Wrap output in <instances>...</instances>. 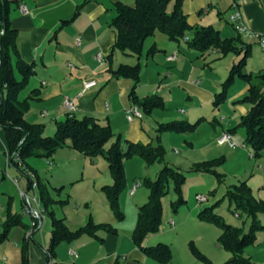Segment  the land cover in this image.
I'll return each mask as SVG.
<instances>
[{
  "label": "rangeland",
  "instance_id": "1",
  "mask_svg": "<svg viewBox=\"0 0 264 264\" xmlns=\"http://www.w3.org/2000/svg\"><path fill=\"white\" fill-rule=\"evenodd\" d=\"M215 18L216 20L221 18L215 25V28L222 29L221 38L233 36L225 17L222 15ZM157 35L166 39V36L159 32ZM151 41L149 38L145 41L144 51L151 46ZM180 46L191 55L190 60L194 67L191 76L188 70L182 67H179V71L183 72L174 71V62L165 63L163 54L158 53L149 59L148 65L143 58L140 59L143 77L139 86L152 82L159 85L164 82L165 88L159 89V93H164V108L152 111L151 116L143 115L141 125L146 139H136V142L143 145H161L163 159L148 163L134 156L123 162L125 181L118 198L119 209L123 215L122 221L113 213L104 190L115 183L104 156L92 158L69 148H61L49 159H28L32 162L35 160L43 162L37 169H45L44 176L47 177L36 176V180L43 179L41 182L46 186L51 199L44 215V223L47 222L51 232L53 215L56 218L67 216L63 219L65 224L75 230L92 221L94 224H109L124 235L127 226L136 215V203L144 204L150 195L148 182L156 181L165 167H171L178 169L185 180L183 183H176L171 175H168L167 179L163 178L166 187L159 198L162 207L161 225L155 233L162 235L157 236L158 240L153 246L165 244L169 247L171 261L168 264H224L231 258V254L218 243L220 229L201 220L200 213L206 208H212L225 223L236 227L243 226V222L246 225L248 219L231 205L228 196V192L241 182H245L253 191L252 197L255 200L264 203V150L263 154L251 157L249 150L251 152L252 150L245 144V131L243 128H237L244 114L242 110L249 109L247 103L241 102L245 96L241 92L247 83L241 78H235L227 90L226 100L219 105L214 104L215 95L222 91V85L228 79L234 65L242 59V54L230 53L222 57L218 52L208 51L201 56L197 50L188 48L184 39L180 41ZM250 49L251 54L246 59L243 72L250 74L251 81L255 84L260 80L259 75L264 76V51L257 44H253ZM125 57L122 52L116 51L115 64L124 60L129 62V65L137 63L136 56H129L131 58L127 59ZM178 59H183V55H178ZM182 73L185 76V83L200 82L197 89L208 91L212 98L208 100L179 83ZM156 88L158 90V87ZM148 90L149 88L145 87L139 93ZM185 118L189 119L191 124L199 118L204 119L193 132L158 131L160 123L187 121ZM105 121L104 118L102 122ZM227 128L234 132L233 142L236 145L234 148L219 144L222 132ZM126 130V121H120L117 127H113L115 137L112 140L120 137V143L126 146ZM54 133V129L51 131L46 129L44 136L51 137ZM205 161H213L210 162L209 171L193 170L195 164ZM136 183L140 185L135 193L131 194L130 190ZM198 196H203L207 200L199 202ZM239 214L241 217L237 218ZM259 216L264 227V214ZM22 217L24 221L30 223L28 216ZM249 225L250 221L245 230L248 231ZM99 234L102 236L105 232L100 231ZM244 254L249 255L256 264H264V229L257 232L255 244L247 247Z\"/></svg>",
  "mask_w": 264,
  "mask_h": 264
},
{
  "label": "crops",
  "instance_id": "2",
  "mask_svg": "<svg viewBox=\"0 0 264 264\" xmlns=\"http://www.w3.org/2000/svg\"><path fill=\"white\" fill-rule=\"evenodd\" d=\"M19 1V5H12L11 7L10 24L17 32V49L20 59L32 65L35 72L18 97L22 101L30 95L34 96V99L30 100L26 120L32 124L44 125L45 130L50 131L55 130L57 123L64 121L69 116H74L77 119L91 116L102 124H109L112 130L113 127H117L120 121H126L125 136L127 141L137 143L136 139H146L141 125L145 114L140 110L144 115L141 119L129 121L127 118L129 109L134 105L130 99L132 81L116 79L109 71V69H117L121 64L129 65L130 63L124 60L115 64L113 58L111 65H109L106 60L116 38L115 32L110 27L116 16L114 5L116 2H121L132 7L135 0ZM22 7L25 8V11H22ZM234 7L241 13L248 28L264 35V0H183L182 5L183 12L191 26H211L220 32V36L222 29L215 28V25L220 22L221 18L217 21L215 16L223 15L233 32V36L223 39L239 36L227 18L234 11ZM64 22L68 23L64 24ZM205 23L209 25L206 26ZM157 34L158 32L149 39H152L151 46L155 45L158 52L149 58L143 55L141 59H144L145 64L148 65L149 59L155 57L156 54H163L165 63L174 62V71L183 72L179 71V67H182L184 70H188L189 76H191L194 67L190 60V53L182 50L180 42H172L167 37L164 39ZM77 38L81 39L80 45L76 44ZM241 40L250 47L253 44L258 45L254 40H243L242 38ZM98 53H101L105 59L101 64L95 58ZM180 54L183 55V59H178ZM172 55H176L175 60L168 61V57ZM124 56L127 59L131 58L129 56L132 55L124 54ZM137 63L141 65L138 58ZM14 76L17 80L21 79L17 70H14ZM142 77L141 65L140 82ZM184 77V75L181 76L179 83L186 85L190 90L208 100L212 98L208 91L197 89L200 82L185 83ZM85 80L96 81V86L84 91L83 81ZM163 83L157 85L156 82H152L151 84L138 85L136 94L139 98L151 95H158L163 98L164 93H159V89L165 88ZM145 87H148L149 90L140 94L139 92ZM248 87L247 84L241 93L246 95ZM20 96L22 97L20 98ZM235 96L237 97V95ZM66 98L74 100L76 109L72 113L64 106ZM247 111L248 109L242 110L243 115ZM44 113L45 115H43ZM104 118L106 121L102 122ZM189 121L187 119L186 122ZM222 133L229 134L233 141L234 132L227 128ZM123 147L125 148V146ZM8 150L5 132L0 127V230L8 215H17L20 220V223L10 229L8 239L0 245V264H22L23 254L26 255L28 264H160L148 258L132 241L131 235L136 226L137 210L140 206L137 203L136 215L130 221L124 235L119 232L117 234L105 232L102 236L97 234L102 238V241L85 235L73 242H62L55 249L54 258H51L47 263L51 229L49 225L47 226V222L44 223V217L39 228H32L33 219L29 216L30 223L24 221L20 191L32 193L29 186L30 182L27 174L8 164ZM249 153L251 157H254L250 150ZM42 164L43 162L40 160L33 162L27 160V167L29 168L27 169L31 173L34 172L35 177H47L44 176L45 169H37L38 165ZM52 167H54L53 163ZM57 168L56 166L55 169ZM15 180L17 183L14 182ZM46 180L48 179L46 178ZM132 189L130 193L134 194ZM40 205L43 207L41 201ZM66 217L60 216L58 219H66ZM248 222L249 220L245 228L248 226ZM69 229L75 230V228L70 227ZM161 235L160 233L159 235H150L144 242V246L156 245L154 243L158 240L157 236ZM71 251L77 254L76 258L70 254ZM247 257L252 260L249 255Z\"/></svg>",
  "mask_w": 264,
  "mask_h": 264
},
{
  "label": "trees",
  "instance_id": "3",
  "mask_svg": "<svg viewBox=\"0 0 264 264\" xmlns=\"http://www.w3.org/2000/svg\"><path fill=\"white\" fill-rule=\"evenodd\" d=\"M19 2V0H0V127L4 130L8 142V154L12 159V155L15 152L18 153L22 165L26 168H28L27 160L29 158L49 159L58 149L66 146L88 157L104 156L115 182L114 186L105 187L104 190L113 213L119 221H122L123 215L119 209L118 198L125 181L123 162L134 156L140 157L148 163L161 161L163 149L159 144L157 146L143 145L127 140L124 148L120 143V137L115 141L112 140L115 134L109 124H102L91 116L82 119H77L74 116L67 117L64 121L57 123L55 133L51 137L44 136V125L32 124L26 120L29 103L34 99V96L30 95L22 101L18 97L35 72L32 65L20 59L17 49V32L10 24L11 7L19 5ZM182 5L183 0H135L132 7L116 2L114 5L116 16L110 24L116 38L106 60L111 65L116 51L136 56L138 60L143 55L147 58L152 57L158 52L155 45L144 53V43L157 32L177 43L188 38L186 41L188 48L197 50L201 56L208 51L218 52L222 57L230 53L242 54V59L234 65L228 79L222 85V91L215 95L214 104L219 105L226 100L227 90L235 78H241L248 84L247 93L241 102L247 103L249 109L245 115L241 116L237 128L244 129L245 144L256 157L264 150V76L259 75V82L254 84L251 81V75L243 72L246 59L251 54V47L245 45L239 36L230 39L221 38L220 32L211 26H191L183 12ZM66 23L68 22H64V24ZM14 70H17L21 75L20 80L15 78ZM109 71L116 79L132 81L130 99L145 115H150L155 109L164 108V100L161 96L151 95L144 98L137 96L136 89L140 84V63L121 64L117 69H109ZM202 121L203 118L192 124L186 121L161 123L158 131L193 132ZM108 144L110 146L107 148ZM210 162L213 161L195 164L193 170L209 171ZM11 164L18 169L16 163L11 161ZM168 175L174 177L176 183H183L185 180L184 175L178 169L165 167L162 175L156 181L148 182L151 192L147 201L138 207L136 226L131 235L134 245L148 258L160 264H168L171 261L169 247L165 244L145 247L144 242L150 235L157 233L161 225L162 207L159 198L164 193L166 187L164 179H167ZM38 184L39 198L47 211L51 199L46 186L40 180ZM228 196L231 205L250 221L247 232L245 222L241 227L229 225L224 222L221 216L214 213L212 208H206L200 213L201 220L216 225L220 229L218 243L231 254V258L224 264H256L244 255V250L255 244L257 232L264 229L258 218L260 214H264V203L258 202L252 197V190L245 182H241L233 190H230ZM237 216L241 217L240 214ZM18 223H20L19 216L8 215L0 230V245L8 239L10 229ZM51 224L52 232L47 251V263L51 258H54L55 249L62 242H73L85 235L102 241V238L97 235L100 231L117 234V230L111 225L94 224L92 221H89L86 226L72 231L63 219H58L53 215ZM22 264H28L25 254L22 257Z\"/></svg>",
  "mask_w": 264,
  "mask_h": 264
},
{
  "label": "built area",
  "instance_id": "4",
  "mask_svg": "<svg viewBox=\"0 0 264 264\" xmlns=\"http://www.w3.org/2000/svg\"><path fill=\"white\" fill-rule=\"evenodd\" d=\"M22 11H25L24 7H22ZM228 20L233 25L235 31L237 32V34L239 35L240 38H242L243 40H254V41H256L258 43V45L261 47V49L264 51V35H261L255 31L251 30L250 28H248L243 21L241 13L238 10H236L235 7H234V11L232 13H230V15L228 16ZM187 40H188V38H184V41H187ZM80 43H81V39L77 38L76 44L80 45ZM95 58H96V61L100 64L105 61V59L101 53H98ZM175 58H176V55H172V56L168 57V61H173V60H175ZM95 86H96V81H94V80L83 81L84 91L89 90ZM64 106L66 109H68V111L70 113L74 112L76 109L73 99L66 98L64 101ZM43 115H45V113ZM142 117H143V114L136 105H133L129 109L128 114H127V118L129 121H133L134 119H141ZM219 144H221V145L226 144L232 148H234L236 146L234 144V142L232 141L231 136L227 133H224L222 135V137L219 140ZM12 159L8 154V164H10L12 166L11 161H13V163H16L18 169L22 173L27 174V176L29 178V182H30V185H29L30 190L32 191V193H29V191H26V192L20 191L21 199L23 201V211H22L23 215L29 216L33 219L32 228H39L46 211L40 205V198L38 195L39 192H37L38 188H39L38 181L36 180L34 173H31V171H29L25 166L22 165L18 153L15 152L12 155ZM14 182L17 183V180H15ZM139 185H140L139 183H136L134 185V187L132 189V193L135 192L136 188ZM197 199L199 202H205L207 200L203 196H198ZM70 254L74 258L77 257V254L74 251H71Z\"/></svg>",
  "mask_w": 264,
  "mask_h": 264
}]
</instances>
